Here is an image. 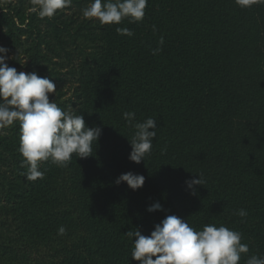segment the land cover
Here are the masks:
<instances>
[{"label":"trees","instance_id":"16d2710c","mask_svg":"<svg viewBox=\"0 0 264 264\" xmlns=\"http://www.w3.org/2000/svg\"><path fill=\"white\" fill-rule=\"evenodd\" d=\"M89 3L40 19L31 0H0L9 66L49 76L50 100L102 128L91 156L42 162L35 181L25 177L19 122L0 132V264H139L126 232L148 235L170 214L240 231L250 251L239 264L264 255V4L148 0L142 21L101 25L83 18ZM126 111L133 124L158 122L139 164ZM128 171L145 176L138 190L115 183ZM198 174L193 194L185 181ZM157 201L162 210L148 212Z\"/></svg>","mask_w":264,"mask_h":264},{"label":"clouds","instance_id":"9594fccd","mask_svg":"<svg viewBox=\"0 0 264 264\" xmlns=\"http://www.w3.org/2000/svg\"><path fill=\"white\" fill-rule=\"evenodd\" d=\"M72 0H31L30 12L40 19L54 17L58 10L69 7ZM241 8L264 4V0H235ZM148 0H90L82 9L85 19L98 20L101 25H120L128 19L130 23L140 22L145 17ZM153 25V31H155ZM119 35L133 36L127 27H117ZM164 37L161 36L153 55L162 51ZM8 49L0 46V132L19 122V152L22 165L27 167L25 177L35 181L44 179L45 172L40 164L48 161L59 167H66L73 155L87 158L92 155L93 143L102 134L100 126L90 127L82 114L61 108L49 94L55 93L56 83L38 72L17 71L9 66ZM124 119L136 131L130 140L129 159L137 164L151 153L152 142L158 127L156 119L149 117L133 124L134 112H124ZM151 129V130H150ZM163 151V150H162ZM145 176L128 171L119 175L115 183L126 182L132 190H138L145 183ZM186 186L196 192V185H204L202 174L185 181ZM162 210L160 202L148 206V212ZM241 218L248 215L245 209L236 212ZM66 228L60 226L57 234L66 235ZM133 239L131 259L139 264H239L242 255L249 253V245L242 243L243 234L224 224H205L197 229L188 219L175 214L166 215L154 225L150 234H142L137 227L127 231ZM245 264H264V255L248 256Z\"/></svg>","mask_w":264,"mask_h":264},{"label":"rangeland","instance_id":"374dc122","mask_svg":"<svg viewBox=\"0 0 264 264\" xmlns=\"http://www.w3.org/2000/svg\"><path fill=\"white\" fill-rule=\"evenodd\" d=\"M22 71H25L24 69ZM26 72V71H25Z\"/></svg>","mask_w":264,"mask_h":264}]
</instances>
